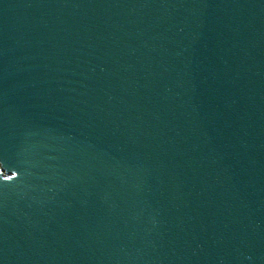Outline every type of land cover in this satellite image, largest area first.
Here are the masks:
<instances>
[{
    "label": "water",
    "instance_id": "95a60500",
    "mask_svg": "<svg viewBox=\"0 0 264 264\" xmlns=\"http://www.w3.org/2000/svg\"><path fill=\"white\" fill-rule=\"evenodd\" d=\"M0 264H264V0H0Z\"/></svg>",
    "mask_w": 264,
    "mask_h": 264
}]
</instances>
